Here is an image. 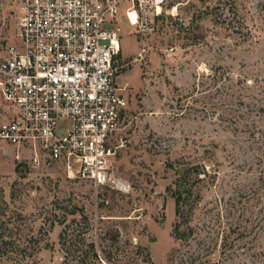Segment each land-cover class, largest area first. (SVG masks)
I'll list each match as a JSON object with an SVG mask.
<instances>
[{"label": "rangeland", "instance_id": "obj_1", "mask_svg": "<svg viewBox=\"0 0 264 264\" xmlns=\"http://www.w3.org/2000/svg\"><path fill=\"white\" fill-rule=\"evenodd\" d=\"M214 1L164 0L157 15L149 3L136 25L123 7L117 15L128 105L109 171L127 192L0 141L7 212L41 237L34 256L0 264H65L71 227L83 248L94 243L84 264H264V0H237L243 41L214 23ZM21 14L19 0H0V54L17 42ZM195 164L205 174L176 218L166 188Z\"/></svg>", "mask_w": 264, "mask_h": 264}, {"label": "built area", "instance_id": "obj_2", "mask_svg": "<svg viewBox=\"0 0 264 264\" xmlns=\"http://www.w3.org/2000/svg\"><path fill=\"white\" fill-rule=\"evenodd\" d=\"M163 1L19 0L17 42L0 54V141L76 166L95 188L127 192L109 171L128 105L117 15L123 7L136 25L147 4Z\"/></svg>", "mask_w": 264, "mask_h": 264}, {"label": "trees", "instance_id": "obj_3", "mask_svg": "<svg viewBox=\"0 0 264 264\" xmlns=\"http://www.w3.org/2000/svg\"><path fill=\"white\" fill-rule=\"evenodd\" d=\"M199 1L204 2L206 0ZM211 13L213 14L215 24L223 25L230 33L237 35L239 40H246L251 33L237 10V0H215L211 6ZM18 165H16V169ZM176 173L177 176L173 184H169L166 189L174 198L175 215L178 218L186 209L189 194L194 188L193 186L196 185V182L203 179L201 173L205 174V171L199 164H195L177 169ZM13 186L14 183L11 187L13 188ZM13 196L14 193L11 191L10 197L12 198ZM7 210L8 203L4 198L3 189L0 187V261L7 263L13 259L19 261L23 258L34 256L41 248V237L27 234L20 227L21 223H17V221H20L21 215L8 213ZM78 210V208H72L69 213L74 215ZM81 214L83 213L81 212ZM71 221H87V218L84 215H80V219H76L74 216ZM50 225H53V222ZM66 226L69 227V225H65V230L59 234L60 241H66ZM176 226H178V223ZM71 236L73 237L71 242L67 245L63 242L66 251L65 255H67L63 259L65 264H84L83 259L85 256H89V254L93 258H97L93 242H88L86 247L83 248L84 233L82 230L71 227ZM68 257L70 258L68 259ZM92 263L90 262L89 264Z\"/></svg>", "mask_w": 264, "mask_h": 264}, {"label": "bare ground", "instance_id": "obj_4", "mask_svg": "<svg viewBox=\"0 0 264 264\" xmlns=\"http://www.w3.org/2000/svg\"><path fill=\"white\" fill-rule=\"evenodd\" d=\"M155 10H156V12L160 13L162 11L161 6L159 4H157L155 6ZM133 22H135V20H133Z\"/></svg>", "mask_w": 264, "mask_h": 264}]
</instances>
